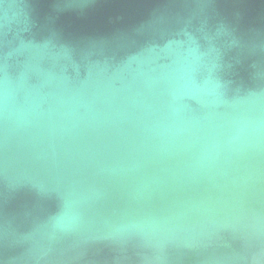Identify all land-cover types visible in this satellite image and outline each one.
I'll return each mask as SVG.
<instances>
[{
  "label": "water",
  "instance_id": "1",
  "mask_svg": "<svg viewBox=\"0 0 264 264\" xmlns=\"http://www.w3.org/2000/svg\"><path fill=\"white\" fill-rule=\"evenodd\" d=\"M0 264H264V0H0Z\"/></svg>",
  "mask_w": 264,
  "mask_h": 264
}]
</instances>
